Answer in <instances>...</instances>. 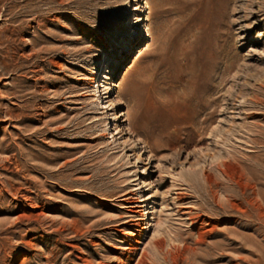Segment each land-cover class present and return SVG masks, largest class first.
<instances>
[{"label": "rangeland", "instance_id": "obj_1", "mask_svg": "<svg viewBox=\"0 0 264 264\" xmlns=\"http://www.w3.org/2000/svg\"><path fill=\"white\" fill-rule=\"evenodd\" d=\"M3 26L0 264H264V0H0Z\"/></svg>", "mask_w": 264, "mask_h": 264}, {"label": "bare ground", "instance_id": "obj_2", "mask_svg": "<svg viewBox=\"0 0 264 264\" xmlns=\"http://www.w3.org/2000/svg\"><path fill=\"white\" fill-rule=\"evenodd\" d=\"M2 19V18H1ZM17 19V18H16ZM5 24V23H4ZM21 24V23H19ZM3 30L0 32V78H3L4 77V74L8 73L9 71L12 70L11 67V64H10V61L13 60V57L15 56V53L16 51L18 50L19 46H20V43L19 42H16L15 40H12L11 36L15 33V31L12 29H9V28H6V26H3ZM19 28L21 26H18ZM24 28V27H23ZM21 29V28H20ZM25 60V59H24ZM17 65V64H15ZM17 67V66H16ZM21 70V68H20ZM23 74V73H22ZM20 76V75H18ZM14 75L10 82H4L2 84V88H5L6 90L9 89L10 86H13L15 84V82L19 81L21 79H19V77ZM9 77V76H8ZM7 78V76H6ZM26 78V77H25ZM22 81V80H20ZM23 82V81H22ZM17 86V85H16ZM6 92V91H5ZM7 93V92H6ZM14 95V93H12ZM13 95H11L12 97H14ZM11 96L8 97V94L7 95H0V121H5V120H12V110H11V107H9V103H5V101L8 99V98H11ZM19 97V96H18ZM199 105V102L196 103V106ZM12 106V105H10ZM14 110V109H13ZM193 116V115H192ZM191 116V117H192ZM20 117V116H19ZM195 117H196V114H195ZM194 116L191 118V123H194ZM209 117H211V113H209ZM208 117V118H209ZM198 118V117H197ZM207 117L204 118L203 121H205L206 119H208ZM198 121V120H197ZM199 122V121H198ZM190 123V124H191ZM197 124V123H196ZM189 128V127H188ZM9 149V145H3L2 144V141H0V152H5V151H8ZM0 168L2 169H6V164L8 163L9 161V157L7 156H4L2 158H0ZM15 173V172H14ZM244 185V184H243ZM247 186V185H246ZM245 188V187H244ZM244 190V189H243ZM126 197V196H125ZM130 210V209H129ZM131 212H135L133 209H131ZM137 212V211H136ZM21 217V216H19ZM132 217V216H131ZM130 219V218H129ZM127 219V220H129ZM190 219V218H189ZM125 220V221H127ZM129 221H132V222H128L130 225H136V219H130ZM118 230H122V229H118ZM128 232V231H127ZM231 243V242H230ZM70 246V245H69ZM87 256V255H86ZM44 258V257H43ZM105 258V257H104ZM107 259V258H106ZM81 260H83L86 264H91L89 262V259L88 258H81ZM93 260V259H92ZM145 261L143 260V258H139L137 262H135L134 264H145L144 263ZM84 263V264H85ZM121 263V262H120ZM128 263V262H127ZM47 264V263H46ZM94 264V263H93ZM98 264V263H97ZM99 264H103L102 261L99 262ZM110 264V262L108 263Z\"/></svg>", "mask_w": 264, "mask_h": 264}]
</instances>
